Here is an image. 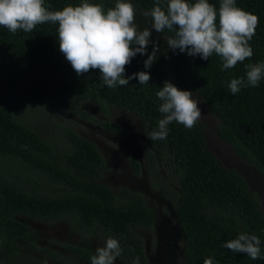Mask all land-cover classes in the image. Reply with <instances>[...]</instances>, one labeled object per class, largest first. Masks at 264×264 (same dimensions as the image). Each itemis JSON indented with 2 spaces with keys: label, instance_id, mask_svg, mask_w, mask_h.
Masks as SVG:
<instances>
[{
  "label": "trees",
  "instance_id": "16d2710c",
  "mask_svg": "<svg viewBox=\"0 0 264 264\" xmlns=\"http://www.w3.org/2000/svg\"><path fill=\"white\" fill-rule=\"evenodd\" d=\"M45 2L52 10H59L81 0ZM90 2L101 3L107 9L114 7L116 0ZM132 2L136 7L134 22L140 30L151 29L152 20L144 13L154 6L155 0ZM210 2L219 6V0ZM237 5L259 17L250 41L254 53L250 59L222 71V60L217 55L203 60L178 49L173 51L167 46L173 33L167 29L162 33L153 30L152 40L159 51L151 68H144L147 55L140 54L126 65V75L149 71L150 82L140 84L133 79L116 88L104 84L99 70L83 76L76 74L59 50L58 25L45 23L32 32L15 34L0 26V161H17L68 190L66 194L50 195L25 188L0 174V248L6 254L15 256L20 243L31 249L37 246L34 229L15 218L22 215L43 221L63 218L82 234L98 229L106 238L119 240L123 259L133 263L138 256L140 264H146L140 239L132 228L150 224L151 212L141 195L126 190L128 198L118 202L110 188L99 180L103 162L92 142L68 130V147L58 152L25 125L16 110L17 102L58 106L97 122L120 137H129L118 124L107 119L95 120L78 105L94 100L103 111L117 106L135 113L145 133V160L150 164L166 162L177 180L179 193L174 210L184 235V264H203L205 258H213L215 264H264V258L252 260L222 246L240 232H249L260 237L264 255V214L256 193L249 190L239 172L222 165L208 149L200 122L192 129L173 122L166 140L147 138L163 116L158 111L160 101L156 92L169 80L200 98L204 108L217 119V136L264 177V79L258 86L242 88L237 94H232L227 86L232 78L246 76L245 64L264 62V0H237ZM152 48L150 43L148 53ZM131 165L135 170L138 167L135 160ZM63 247L88 262L93 255L81 253L82 249L66 243ZM38 248L53 259L58 257L63 263L67 260L65 255L49 248Z\"/></svg>",
  "mask_w": 264,
  "mask_h": 264
},
{
  "label": "clouds",
  "instance_id": "9594fccd",
  "mask_svg": "<svg viewBox=\"0 0 264 264\" xmlns=\"http://www.w3.org/2000/svg\"><path fill=\"white\" fill-rule=\"evenodd\" d=\"M136 7L132 0H116L114 7L105 9L101 3L81 0L52 10L45 0H0V26L15 34L32 32L45 23L58 25L59 50L78 76L99 70L109 88L128 85L133 79L140 84L151 80L149 71L126 75V65L140 54L147 55L144 68L150 69L157 59L158 44L152 32L166 29L173 33L167 39L168 49L179 50L189 56L208 60L213 54L222 60L221 70L234 68L253 56L250 41L256 33L259 17L237 5V0H219V6L210 0H155L144 15L152 20L151 29L140 30L134 22ZM153 44L151 53L148 45ZM246 76L232 78L228 89L237 94L242 88L256 87L264 79V62L245 64ZM163 114L157 128L148 134L153 141L166 140L173 122L192 129L202 116L198 97L191 90L180 89L169 80L156 92ZM136 124L134 121H132ZM138 131L141 129L138 127ZM223 247L232 252L246 254L252 260L262 259L261 239L249 232H240L226 241ZM122 249L118 239L108 237L95 249L91 264H115ZM133 264H140L137 256ZM203 264H215L205 258Z\"/></svg>",
  "mask_w": 264,
  "mask_h": 264
},
{
  "label": "rangeland",
  "instance_id": "374dc122",
  "mask_svg": "<svg viewBox=\"0 0 264 264\" xmlns=\"http://www.w3.org/2000/svg\"><path fill=\"white\" fill-rule=\"evenodd\" d=\"M192 94L193 97H198L195 93ZM78 105L89 112L95 120H110L121 126L130 136L120 137L100 127L97 122L78 117L58 106L17 102L16 110L24 124L34 129L58 152L68 147L65 139L68 130L92 142L101 154L103 162L99 180L110 188L117 201L121 202L128 198L126 190L135 191L141 195L144 205L151 210L150 226H140L139 229H135L143 240L150 263L181 264L184 235L174 213V205L179 193L177 180L170 174L166 162L150 164L145 160L143 152L145 133L139 117L117 106H108L106 111H103L94 100L79 102ZM199 107L202 116L198 121L202 125L208 149L222 165L239 172L249 190L256 193L258 206L264 214V177L252 164L241 160L217 136L215 131L217 119L204 108L202 102ZM138 127L140 131L137 130ZM132 160L138 163L136 170L131 165ZM0 174L25 188L41 190L50 195H62L68 191L64 185L50 181L41 173L17 161L8 160L0 163ZM15 218L34 229L37 246L34 250H29L19 244L15 256L6 254L5 250L0 248V259L3 264H51L44 259L38 247L57 249L60 248L61 242L88 241L95 251L96 247L102 246L107 239L97 230L82 234L63 218L47 221L22 215ZM115 264L119 262L116 260Z\"/></svg>",
  "mask_w": 264,
  "mask_h": 264
},
{
  "label": "flooded vegetation",
  "instance_id": "af4514ba",
  "mask_svg": "<svg viewBox=\"0 0 264 264\" xmlns=\"http://www.w3.org/2000/svg\"><path fill=\"white\" fill-rule=\"evenodd\" d=\"M150 212H151V210H150ZM174 213H175V211H174ZM175 216H176V214H175ZM176 220L178 222L177 216H176ZM151 221H152V213H151L150 224H151ZM150 224H142V225H134V226H132L134 235L140 239V244L142 245V250H143V253H144V256H145V262H146V264H151L150 263V258H149L148 254H147L146 249H145V245L143 243V240L136 233L135 229H139L140 226L149 227ZM179 227L181 229V226H179ZM96 230H97V232L101 233V231H99L98 229H96ZM90 231H92V230H90ZM65 243L66 244H69V245H72V246H77L79 249H82V251H80L81 253H85V254L86 253H92L94 255L95 254V251L92 249V246H91L90 242H88V241L61 242V246H59L60 248H57V249L54 248V249H51V250H53V252H56L58 254L65 255L66 256V259H67L65 263H67V264H91V259H89V262H88L86 260L87 258L86 259H83L82 257H79L78 254H75L76 252H72V251L67 250L66 248H64L63 245ZM22 247H24V246H22ZM24 248L25 249H29V250H34V249H31V248H27V247H24ZM40 253L44 257V259H46L51 264H65V263H63L62 260H59L58 257L56 259H53V258L50 257V255H47L43 251H40ZM181 255H182V253H181ZM117 261L119 262V264H133L130 260L123 259L121 256L117 259ZM181 264H184V258L182 259Z\"/></svg>",
  "mask_w": 264,
  "mask_h": 264
}]
</instances>
